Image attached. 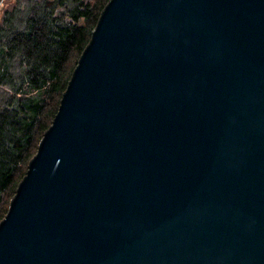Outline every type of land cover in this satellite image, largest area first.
I'll return each mask as SVG.
<instances>
[{"label":"water","instance_id":"obj_1","mask_svg":"<svg viewBox=\"0 0 264 264\" xmlns=\"http://www.w3.org/2000/svg\"><path fill=\"white\" fill-rule=\"evenodd\" d=\"M0 264H264V0H109Z\"/></svg>","mask_w":264,"mask_h":264},{"label":"trees","instance_id":"obj_2","mask_svg":"<svg viewBox=\"0 0 264 264\" xmlns=\"http://www.w3.org/2000/svg\"><path fill=\"white\" fill-rule=\"evenodd\" d=\"M109 0H0V221Z\"/></svg>","mask_w":264,"mask_h":264}]
</instances>
